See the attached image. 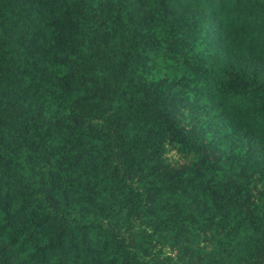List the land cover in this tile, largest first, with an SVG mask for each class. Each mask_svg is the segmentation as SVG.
<instances>
[{
	"label": "trees",
	"instance_id": "16d2710c",
	"mask_svg": "<svg viewBox=\"0 0 264 264\" xmlns=\"http://www.w3.org/2000/svg\"><path fill=\"white\" fill-rule=\"evenodd\" d=\"M0 264H264V0H0Z\"/></svg>",
	"mask_w": 264,
	"mask_h": 264
},
{
	"label": "rangeland",
	"instance_id": "374dc122",
	"mask_svg": "<svg viewBox=\"0 0 264 264\" xmlns=\"http://www.w3.org/2000/svg\"><path fill=\"white\" fill-rule=\"evenodd\" d=\"M170 152H172V151H170ZM168 154L170 155V153H168ZM89 217H90V215H89ZM89 217H88V218H89Z\"/></svg>",
	"mask_w": 264,
	"mask_h": 264
}]
</instances>
